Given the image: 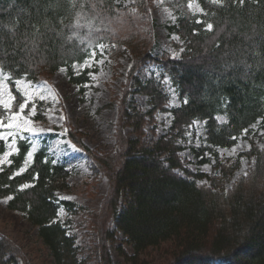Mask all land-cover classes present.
I'll list each match as a JSON object with an SVG mask.
<instances>
[{
	"label": "trees",
	"instance_id": "16d2710c",
	"mask_svg": "<svg viewBox=\"0 0 264 264\" xmlns=\"http://www.w3.org/2000/svg\"><path fill=\"white\" fill-rule=\"evenodd\" d=\"M149 1L134 0L128 7L114 0H0V68L11 76L15 109L23 101L16 80H47L66 68L72 82L83 84L88 72L78 75L74 66L86 62L93 47L114 43L119 54L126 48L133 56L130 80L152 108L131 110L135 90L124 97L114 154L95 152L69 132L91 160L94 174L110 183L101 209L89 220L99 236V263L114 264L109 244L120 230L134 254L122 248L120 253L133 264L154 249L166 251L170 264H264V148L253 145L247 153L254 158L252 167L229 189L222 180L238 162L226 166L218 160L219 177L192 172L180 157V141L197 121L204 122L208 143L195 149L198 155L233 146L254 124L264 128V0H200L202 14L190 12L189 0H172L179 14L174 27L185 51L180 58L159 59L153 56L156 22ZM149 61L160 63L171 78L180 106L167 108L159 80L140 81L136 73ZM158 110L172 113L171 127L146 144L145 123L154 121ZM4 115L1 109L0 118ZM128 126L136 137L127 139ZM30 149L28 140L18 141V151L0 172V199L9 198V209L38 227L55 264H83L75 238L56 220L61 205L75 208L56 200V192L68 187L69 172L44 147L19 172ZM204 177L210 185L198 182ZM0 264L30 263L0 234Z\"/></svg>",
	"mask_w": 264,
	"mask_h": 264
},
{
	"label": "rangeland",
	"instance_id": "374dc122",
	"mask_svg": "<svg viewBox=\"0 0 264 264\" xmlns=\"http://www.w3.org/2000/svg\"><path fill=\"white\" fill-rule=\"evenodd\" d=\"M171 1H149V12L156 22V45L153 51L156 59L167 55L180 58L185 51L184 41L174 27L179 14L170 5ZM114 2L130 7L134 0ZM187 6L193 14L203 13L200 0H189ZM113 47H116L114 43H100L92 48L91 56L86 62L75 64L74 69L78 75L88 72V81L83 84L72 82L66 68L59 69L47 77V80H16L17 89L23 97L17 109L9 85L11 76L0 68V110L5 111V115L0 118V149L4 143V151L0 150V172L11 163V157L18 151V141L21 139L28 140L31 149L25 166L19 172L25 170L34 153L41 147L47 149L54 163L66 167L69 172L68 187L56 192V200L58 203L69 201L75 208L69 210L61 205L56 220L75 238L78 256L83 264H100L99 236L89 220L91 213L101 209L110 183L103 174H94L91 160L78 144L71 141L69 132L76 133L75 137L95 152L114 154L118 147L116 131L124 97L131 89L135 90L129 102L131 110L135 108L145 113L152 108L148 96L137 93V87L130 80L129 72L133 62L131 52L125 48L119 54ZM136 75L143 83L151 78L161 82L168 95L169 110L180 106L179 93L160 63L149 61L139 68ZM154 117V121L145 123L146 144H151L166 134L173 121L170 111L158 110ZM220 121L223 122L224 118L221 117ZM124 132L127 139L136 137L131 126L125 127ZM180 144L184 147L180 151L181 160L194 173L220 177L223 176V169L219 167L218 160L226 166L238 162L235 170L223 177L224 186L229 189L252 167L254 158L247 153L253 145L264 148V128L258 123L254 124L233 146L206 150L204 155H198L196 150L208 147V143L204 122L197 121ZM204 158L206 161H203ZM176 171L182 177L193 179L182 170ZM208 177L198 179V182L210 185ZM8 200L9 198L0 199V234L11 239L30 264H55L50 249L39 235L38 227L24 213L9 209ZM116 234L117 240L109 244L114 264H133L126 261L120 253L122 248L133 255V246L127 242L122 231L117 230ZM140 259L138 264H170L172 258L167 256L166 251L154 249L148 255L140 256Z\"/></svg>",
	"mask_w": 264,
	"mask_h": 264
}]
</instances>
